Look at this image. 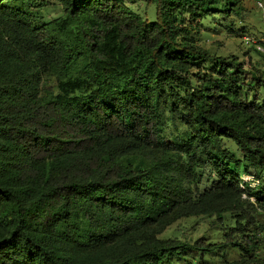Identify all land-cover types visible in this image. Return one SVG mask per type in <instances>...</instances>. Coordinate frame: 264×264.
<instances>
[{
	"label": "trees",
	"instance_id": "1",
	"mask_svg": "<svg viewBox=\"0 0 264 264\" xmlns=\"http://www.w3.org/2000/svg\"><path fill=\"white\" fill-rule=\"evenodd\" d=\"M147 1L153 21L121 0H0V264H176L258 249L264 185L244 199L238 167L264 178V102L244 63L198 40L199 22L242 8ZM55 6L60 16L33 22L32 9ZM44 80L55 95H42ZM164 112L185 135L166 134ZM226 215L235 227L222 243L159 238L180 219L220 226Z\"/></svg>",
	"mask_w": 264,
	"mask_h": 264
},
{
	"label": "rangeland",
	"instance_id": "2",
	"mask_svg": "<svg viewBox=\"0 0 264 264\" xmlns=\"http://www.w3.org/2000/svg\"><path fill=\"white\" fill-rule=\"evenodd\" d=\"M126 6L137 12L144 18L154 20L156 18L157 9L154 4H149L147 0H121ZM242 10L237 11V15L231 16L229 21H222L221 15L215 14L217 20L211 18L199 22V44L216 53L218 56H236L246 69L250 72L249 86L252 89L250 97L255 95L264 102V90L259 88L257 82L253 79L252 72H260L264 74V53L258 49L264 45L260 43V39L264 36V0H237ZM259 3L263 7H259ZM33 22L40 24L42 20H50L62 14L61 8L58 6L49 9H32L30 11ZM42 95L50 97L57 93L54 80H44L41 84ZM166 122V134L171 137L185 135L186 128L180 123L178 118L173 117L168 112H164ZM177 117V116H176ZM172 141V140H170ZM231 151L237 154L238 158L242 155L238 151L235 143L228 144ZM245 162H242L238 170L243 175ZM264 184V178L261 179ZM262 227L261 232L255 237L258 249L253 254L245 255L236 249L228 250L217 256H206L196 259L194 255H188L183 261L176 264H186L184 262L195 261L197 264H242L244 260L254 259L252 264H264V213L258 217ZM234 222L230 215L225 216L224 223L218 225L215 218L192 217L180 219L169 226L163 233L159 235L161 239H178L182 242L194 243L200 238H204L208 243L218 244L225 241V233L231 232L234 228ZM251 233H255V228H251ZM241 241V237L237 235ZM251 264V263H250Z\"/></svg>",
	"mask_w": 264,
	"mask_h": 264
},
{
	"label": "built area",
	"instance_id": "3",
	"mask_svg": "<svg viewBox=\"0 0 264 264\" xmlns=\"http://www.w3.org/2000/svg\"><path fill=\"white\" fill-rule=\"evenodd\" d=\"M259 7H263L261 3L258 4ZM260 43L264 45V36L262 39H260ZM260 51L264 53V49L262 47H258ZM263 182L261 179H259L257 176L252 174H243L240 178V189L243 191V198H248V191H261V188L263 187ZM252 202L255 201L254 198L251 199Z\"/></svg>",
	"mask_w": 264,
	"mask_h": 264
}]
</instances>
